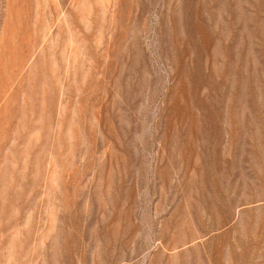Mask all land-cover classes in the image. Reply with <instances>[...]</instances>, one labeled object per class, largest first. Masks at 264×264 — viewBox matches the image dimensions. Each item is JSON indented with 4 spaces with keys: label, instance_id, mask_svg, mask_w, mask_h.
<instances>
[{
    "label": "rangeland",
    "instance_id": "rangeland-1",
    "mask_svg": "<svg viewBox=\"0 0 264 264\" xmlns=\"http://www.w3.org/2000/svg\"><path fill=\"white\" fill-rule=\"evenodd\" d=\"M0 264H264V0H0Z\"/></svg>",
    "mask_w": 264,
    "mask_h": 264
}]
</instances>
